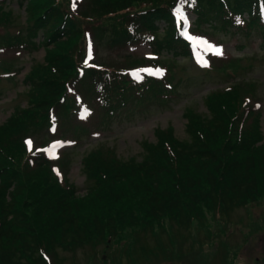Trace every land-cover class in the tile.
<instances>
[{
    "label": "trees",
    "instance_id": "obj_1",
    "mask_svg": "<svg viewBox=\"0 0 264 264\" xmlns=\"http://www.w3.org/2000/svg\"><path fill=\"white\" fill-rule=\"evenodd\" d=\"M18 1L32 21L25 38L35 48L30 35L41 32L38 45L46 54L25 80L36 100L0 124V264H54L60 261V250L109 244L132 232L131 227L140 233L166 217L189 227L196 219H206L207 213L231 212L264 196L260 117L247 125L245 112L237 105L248 94L236 86L245 91L252 89L250 82L232 85L226 92L231 97L224 102L211 99L225 94L214 90L206 115L188 110L187 141L175 140L171 129L159 131L160 140L145 145L149 156L156 157L151 164L146 157L142 162L122 161L102 148L90 152L84 162L91 186L83 199L53 177L52 163L43 151L26 145L29 130L38 133L45 126L50 130L59 115L69 117L70 108L83 121L98 119L138 101L139 87L157 86L155 90L162 92L148 73L158 67L156 55L162 51L172 58L192 55L193 44L182 33L190 18L216 29L251 25L264 29V0H86L88 7L82 12L74 6L81 0ZM7 4L0 0V21L9 17L4 11ZM136 4L145 6L131 12ZM96 38H106L111 50L147 45L151 54L142 60L151 67L139 72L143 77L124 79L132 72V67H125L139 59L126 55L117 67L95 63L88 55ZM27 40L14 42L8 37L0 48L28 49ZM82 83L93 97L83 93V98L72 100V95L73 106L65 103L62 94L71 85L75 86L71 94H78ZM120 184L126 190L120 191ZM82 204L88 212L82 211Z\"/></svg>",
    "mask_w": 264,
    "mask_h": 264
},
{
    "label": "rangeland",
    "instance_id": "obj_2",
    "mask_svg": "<svg viewBox=\"0 0 264 264\" xmlns=\"http://www.w3.org/2000/svg\"><path fill=\"white\" fill-rule=\"evenodd\" d=\"M7 2L4 11L9 17L0 21V44L8 37L14 42L27 40V27L32 21L27 18L25 5L18 0ZM74 6L82 12L88 3L81 0ZM143 6L136 4L131 12ZM193 21V17L190 18L185 29L193 44L192 55L172 58L171 53L162 51V55H156L160 57L156 59L158 67H152L148 73L154 75L152 79L162 87V92L155 90L157 86L139 87L138 101H131L129 107L114 114L106 112L98 119L85 117L83 121L78 112L70 108L69 117L59 115V122L55 120L50 130L45 126L38 133L35 130L26 133V142H32L34 151H43L49 157L53 177L63 186L73 187L79 199H83L91 186L84 162L90 152L102 148L122 161L142 162L146 157L151 164L156 157L149 156L145 145L159 141V131L167 129L172 130L175 140L187 141L188 110L208 114V98L214 90L225 94L211 99L224 102L231 97L226 92L232 85L252 83V89L245 91L244 87L236 86L245 96L248 94L241 96L237 105L245 112L247 125L260 117L259 130L264 139V29L256 25L249 29L237 26L216 29L210 25L199 26ZM30 37L37 43L35 48L30 40H27L31 42L28 49L8 45L0 48V124L14 115L15 110L28 108L37 98L26 87L25 80L32 67L44 60L46 51L38 45L41 32ZM96 40L88 55L95 63H116L114 67H117L126 55L139 59L132 62L134 65L125 67H132V72H126L124 79L131 80V76H139V72L145 73V68L151 67L142 60L151 54L152 49L147 45L111 50L106 38ZM218 50H222V54H218ZM164 69L168 78L160 74ZM78 87V94H71L74 85L62 94L65 103L73 106L72 100L78 99L77 96L83 98V93L93 97L85 90L86 85L82 83ZM77 125L82 126L78 132L74 130ZM119 189L126 190L124 184H120ZM85 208L88 212V207L82 204L83 212ZM205 216L206 219L192 221L189 227L167 217L157 220L154 226L149 224L150 227L140 233L134 230L136 227H131L132 232L115 237L109 244L102 242L96 248L85 245L74 251L60 250L61 262L58 260L54 264H264V196L234 211L212 212Z\"/></svg>",
    "mask_w": 264,
    "mask_h": 264
},
{
    "label": "snow or ice",
    "instance_id": "obj_3",
    "mask_svg": "<svg viewBox=\"0 0 264 264\" xmlns=\"http://www.w3.org/2000/svg\"><path fill=\"white\" fill-rule=\"evenodd\" d=\"M218 54H222V50H218ZM160 74L162 75V72ZM27 143H28L29 147L31 148L32 142L28 141Z\"/></svg>",
    "mask_w": 264,
    "mask_h": 264
},
{
    "label": "flooded vegetation",
    "instance_id": "obj_4",
    "mask_svg": "<svg viewBox=\"0 0 264 264\" xmlns=\"http://www.w3.org/2000/svg\"><path fill=\"white\" fill-rule=\"evenodd\" d=\"M174 264V263H173Z\"/></svg>",
    "mask_w": 264,
    "mask_h": 264
}]
</instances>
